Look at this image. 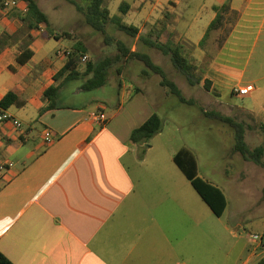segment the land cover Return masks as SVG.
<instances>
[{"label":"crops","instance_id":"1","mask_svg":"<svg viewBox=\"0 0 264 264\" xmlns=\"http://www.w3.org/2000/svg\"><path fill=\"white\" fill-rule=\"evenodd\" d=\"M195 1L141 0L135 7L130 3L128 14L137 12L139 23L123 19L139 28V35L129 43L131 51L148 53L167 75L179 71L169 56L143 41L154 26L165 25L162 41L170 38L183 44L199 69L206 61L204 79L229 89L234 97L246 98L233 90L247 84L234 83L245 53L258 35H264V0H216L209 6L201 0L199 12L188 22L184 11ZM224 5L229 7L223 13L229 33L223 46L211 53L214 34L221 29L214 30L209 41L207 31L217 17L215 7ZM20 10L7 11L0 5V101L10 91L26 101L23 107L5 110L21 121V131L0 122V251L14 264H206V223L198 210L191 214V207L200 206L198 192L191 190L190 180L174 161L184 148L172 156L181 173L165 167L155 170L141 156L142 149L150 147L148 142L132 140L133 132L158 114L171 96L161 86V77L145 74L142 61L125 58L113 66L100 88H83L91 75L57 82L55 77L66 65L58 50H72L80 40L72 36L55 39L41 26L29 46L33 57L20 64L18 56L27 36ZM5 36L9 40L1 41ZM64 40L69 41L67 46L62 45ZM102 45L104 50L110 47ZM110 54L92 61L115 57L116 46ZM78 70L83 72L85 67L80 65ZM76 81L81 84L74 85ZM128 82L140 91L132 93ZM59 83L58 108L40 115L49 104L45 92ZM65 97L76 101L63 102ZM98 111L108 115L103 126L91 117ZM46 131L53 135L50 144L44 139ZM240 160L243 167L251 162ZM242 170L237 176L241 183L246 178ZM242 192L248 191L243 188ZM247 211L248 206H233V217ZM241 222L237 220V227L242 228ZM217 230L214 225L209 229L212 242L219 238ZM255 235H264V228L247 233L253 249L242 264H256L264 257V239H254ZM233 238H238L235 232ZM241 251L243 257L245 250Z\"/></svg>","mask_w":264,"mask_h":264},{"label":"rangeland","instance_id":"2","mask_svg":"<svg viewBox=\"0 0 264 264\" xmlns=\"http://www.w3.org/2000/svg\"><path fill=\"white\" fill-rule=\"evenodd\" d=\"M35 1L49 16L53 32L58 34L69 32L73 39L78 38L84 43L88 48L89 60H98L104 56L103 54L111 55L110 51L116 45H109V49L104 50L102 43H106L105 36L89 26L84 15L69 0ZM75 1L82 3L83 0ZM122 1H128L135 7L141 0H110L109 7L113 14L118 13ZM204 1L209 6L216 0ZM201 2V0L195 1L194 6L184 11L186 21H192V18L199 12ZM181 7L183 8V6ZM137 14V12L131 11L124 17L125 22L138 25ZM202 22H207L205 16ZM219 29L221 30L214 34L216 35L214 48L212 46L209 48L211 53L223 46L230 27L225 26L223 20ZM214 35L212 31L207 40L209 41ZM107 36L114 40L126 41L128 44L131 41L130 37L119 32L112 24L107 27ZM53 42L57 41L53 40ZM68 43V40L62 41L63 46H67ZM191 49L193 48L187 45V50L192 51ZM98 56L99 58H97ZM188 56H191V53ZM87 62L81 63V66L86 67ZM205 62L199 69V73L203 76L206 72L203 67L206 65ZM237 69L238 77L234 84L237 86L253 84L256 88L246 98L234 97L229 89L214 84V81H211V90L208 91L203 84L191 85L181 72L169 71V78L178 84L185 97L192 99L194 104L182 103L177 97L171 95L165 101L164 106L158 110V115L164 120L162 132L153 136L148 141L150 147H145L141 153L142 157H147L155 170L165 167L168 171L181 173L173 162L172 156L174 152L188 148L197 158L198 172L202 178L220 187L226 194L228 206L224 215L218 217L190 185L191 190L197 193L200 204L197 206L198 208L191 207V214L198 210V217L200 220L204 219L206 223L207 234L204 250L206 264H234L235 260H238L237 264H242L253 249L251 240L247 239V233L257 232L259 228H264V197L262 196L264 193V169L253 162L245 164L243 167L240 160L242 156L233 151L236 144L234 128L213 116H207V113H220L242 123L249 147L253 149L264 146V35H258L256 43L245 53L244 59ZM242 73L243 76H241ZM80 84L79 81L74 83V85ZM62 101L75 102L76 100L65 97ZM243 110H248L252 114ZM240 170H242V177H246L243 183L237 181ZM253 170L257 171V174L252 175L250 172ZM243 188L248 192H242ZM237 205L248 206V211L238 218H234L233 206ZM237 220L242 221V228L237 227ZM213 225L216 230L220 231L216 242H212L208 236L209 229ZM233 232L237 234V239L233 238ZM241 250H245L243 257Z\"/></svg>","mask_w":264,"mask_h":264},{"label":"trees","instance_id":"3","mask_svg":"<svg viewBox=\"0 0 264 264\" xmlns=\"http://www.w3.org/2000/svg\"><path fill=\"white\" fill-rule=\"evenodd\" d=\"M23 7L27 8V12L23 13L20 10L18 16L23 23V32L27 35L25 46L22 53L18 56L20 64H26L31 60L34 52L29 46L34 41V32L38 31L43 26L55 39L61 37H71V33L64 32L62 34H53L51 30V21L49 16L40 8L35 0H20ZM69 2L76 6L77 10L85 17L86 23L97 32L105 36L106 44H115L118 54L115 57H106L98 63L89 60L83 72L78 68L82 63V57L88 52V48L83 42L78 41L72 48V53L66 58L65 67L55 77V81L59 82L61 79L75 80L82 76H89L83 88L85 90L96 89L104 86L107 83L109 74L113 66L124 60L125 58L131 60L142 61L146 70L145 74L155 73L161 77V86L164 87L170 95L177 97L182 103L193 105L192 99H187L179 86L169 78L164 69L157 65L148 53L141 51H131V46L122 40H114L107 36V27L114 25L115 28L124 33L126 36L135 39L139 35V28L134 25H128L124 22V17L131 9V5L127 1H123L118 9V13L111 16V11L108 7V0H83L79 3L75 0ZM228 6L215 7L218 12L217 17L211 23L207 31L208 35L220 28L223 23V13L228 10ZM166 26H154L147 37H143L144 43L150 47L161 51L164 55L171 58L174 67L179 70L191 85H201L210 91L211 81L204 79L203 74L199 73V67L194 61L186 55L184 45L176 43L172 39L162 41V36L165 32ZM206 38V37H205ZM9 40L5 36L1 41ZM128 87L132 93L140 91L134 83L128 82ZM61 90V84L51 86L44 94L45 99L48 101V106L40 110V115L55 110L58 108V96ZM26 101L19 97L15 91H10L1 101L0 107L8 110L11 106L18 107L25 106ZM207 116H213L218 120L225 122L232 126L236 133V144L233 151L239 153L245 160L254 162L264 169V146H258L251 149L246 142L245 128L242 123L236 122L234 119L225 117L220 113H207ZM164 128V120L158 115L154 114L147 122H145L139 129L135 130L132 134V140L136 143L148 142L153 136L162 132ZM174 161L181 171L190 180L192 186L211 208L213 213L222 217L227 208L228 202L224 192L211 182L204 180L198 175V162L195 154L187 149H182L174 157ZM0 264H14L5 254L0 251ZM256 264H264V257Z\"/></svg>","mask_w":264,"mask_h":264},{"label":"built area","instance_id":"4","mask_svg":"<svg viewBox=\"0 0 264 264\" xmlns=\"http://www.w3.org/2000/svg\"><path fill=\"white\" fill-rule=\"evenodd\" d=\"M0 5L4 10L13 11L15 9H21L24 13L27 12V8L23 7L20 0H0ZM72 50L70 49H60L57 52L59 57L67 58L71 55ZM89 60L87 55L82 57V63H86ZM255 90L253 85H247L244 87H238L233 90V93L239 97H247ZM92 119L100 125H105L108 121V115L103 111H98L91 115ZM0 122H7L10 123L15 129L21 131L22 130V123L18 119H15L12 116H9L5 113V110L0 107ZM45 142L47 144L52 143L53 135L51 131H46L44 136ZM12 166V164H10ZM254 239H259L262 241L264 239V235L261 236H253Z\"/></svg>","mask_w":264,"mask_h":264}]
</instances>
